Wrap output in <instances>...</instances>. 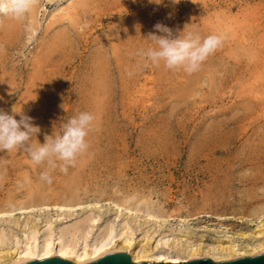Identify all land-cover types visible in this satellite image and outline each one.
<instances>
[{
	"label": "rangeland",
	"instance_id": "1",
	"mask_svg": "<svg viewBox=\"0 0 264 264\" xmlns=\"http://www.w3.org/2000/svg\"><path fill=\"white\" fill-rule=\"evenodd\" d=\"M75 2L37 0L19 20L0 17V109L33 117L40 143L80 112L95 116L88 150L51 184L26 151L0 152V207L31 188L85 201L149 194L171 211L225 218L263 205L264 0H88L77 22L50 24ZM158 22L223 44L192 74L152 65L139 52L155 47L146 38Z\"/></svg>",
	"mask_w": 264,
	"mask_h": 264
},
{
	"label": "bare ground",
	"instance_id": "2",
	"mask_svg": "<svg viewBox=\"0 0 264 264\" xmlns=\"http://www.w3.org/2000/svg\"><path fill=\"white\" fill-rule=\"evenodd\" d=\"M87 3L88 0H76L49 20L50 24L58 17L75 22L79 16L78 8ZM230 26L225 29H230ZM142 93L146 95L148 91L143 90ZM31 190L28 189L30 194L26 201L15 202V199H10L6 200V206L1 202L4 205L0 207V264L49 257H60L81 264L109 251H124L135 264H178L192 258L220 262L252 256L264 249V204L253 208L248 214H231L225 218L222 214L208 211L199 213L202 210L199 207L196 212V209L192 212V209L190 211L185 207L182 208L184 210L176 208L171 211L159 200L154 201L149 194L122 196L119 193L121 196H108V193H101L85 201L73 191L53 195L43 192L41 188ZM52 211L54 214L49 219L42 220L43 213ZM33 213L38 216L28 217ZM212 215L217 219L214 229L209 228L211 224L202 218L207 216L210 219ZM235 223H238L239 228H235Z\"/></svg>",
	"mask_w": 264,
	"mask_h": 264
},
{
	"label": "clouds",
	"instance_id": "3",
	"mask_svg": "<svg viewBox=\"0 0 264 264\" xmlns=\"http://www.w3.org/2000/svg\"><path fill=\"white\" fill-rule=\"evenodd\" d=\"M148 2L159 5L162 0ZM179 2L173 0V3ZM36 3L37 0H0V17L19 20L29 14ZM187 27L177 35L172 28L156 23L154 31L146 38L155 47L142 49L139 55L155 66L163 62L169 70L183 69L188 74L197 72L207 58L222 46L224 37L217 34L201 37L198 33L187 32ZM17 115L19 120L16 119ZM94 121L92 113L80 112L61 123L59 134L54 125L53 134H45L44 143H40L36 137L41 133V128L34 123L33 117L26 115L23 110L13 109L9 114L0 109V152L11 153L17 149L26 151L35 165H46L39 179L51 184L52 173L59 169L61 173L67 174L70 167L76 166L79 156L88 150L87 138L94 130Z\"/></svg>",
	"mask_w": 264,
	"mask_h": 264
},
{
	"label": "water",
	"instance_id": "4",
	"mask_svg": "<svg viewBox=\"0 0 264 264\" xmlns=\"http://www.w3.org/2000/svg\"><path fill=\"white\" fill-rule=\"evenodd\" d=\"M12 264H74L60 257H49L43 260L29 259L22 262H13ZM81 264H135L130 255L124 251H109L100 254L96 259L84 261ZM137 264H170L156 262H140ZM178 264H264V249L252 256L232 258L228 261L214 262L210 259L192 258L187 262Z\"/></svg>",
	"mask_w": 264,
	"mask_h": 264
}]
</instances>
